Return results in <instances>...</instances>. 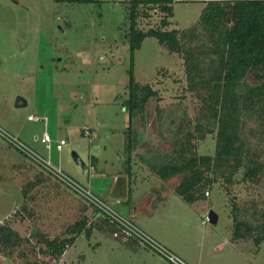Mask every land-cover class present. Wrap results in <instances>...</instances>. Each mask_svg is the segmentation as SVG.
Instances as JSON below:
<instances>
[{
  "label": "rangeland",
  "instance_id": "rangeland-1",
  "mask_svg": "<svg viewBox=\"0 0 264 264\" xmlns=\"http://www.w3.org/2000/svg\"><path fill=\"white\" fill-rule=\"evenodd\" d=\"M128 1L58 4L55 0H0V126L131 218L126 204H116L98 189L109 187L115 177H121L120 184L126 187L132 177V195L137 198L149 180L158 177L141 156L152 154L148 159L153 161L156 153L171 154L179 127L182 135L194 133L198 154L213 155L216 135L198 139L202 103L188 89L184 60L155 38L143 42L134 63L137 82L152 85L159 98L151 100L144 118H137L129 129L126 103L132 54L125 37ZM175 1V16L167 29L182 30L196 24L209 0ZM141 12L148 15L139 18L144 31L160 27L167 17L158 5L142 7ZM19 98L27 106L16 107ZM31 116L38 119L30 120ZM86 128L95 136L85 135ZM248 129L253 146L264 152V133L260 131L264 127L249 122ZM46 130L53 140L51 150L41 141ZM130 138L140 141L131 169L126 152ZM61 140L68 145L58 151ZM74 154L83 164L76 162ZM172 181L180 182L181 176ZM220 182L212 185L210 197L197 202L208 206L205 211L199 212L197 204L172 194L157 200L153 217L144 219L146 226L139 219L134 222L164 245L160 236L176 244L179 233L188 236L203 245L205 264H264V242L258 245L257 234L246 231V237L238 239L235 221V207L241 220L263 219L264 179L243 181L240 172L233 184ZM211 210L219 216L217 227L202 224ZM84 220L89 230L57 262L45 240L67 237ZM2 225L10 227L21 241L0 243V264H140L120 247L116 242L120 239L109 233L96 209L0 135Z\"/></svg>",
  "mask_w": 264,
  "mask_h": 264
},
{
  "label": "trees",
  "instance_id": "trees-1",
  "mask_svg": "<svg viewBox=\"0 0 264 264\" xmlns=\"http://www.w3.org/2000/svg\"><path fill=\"white\" fill-rule=\"evenodd\" d=\"M58 4H90L103 0H55ZM175 0H129L125 19L128 29L125 37L130 43L132 64L129 70L130 128L137 118H144L147 105L159 98L152 85L137 82L135 53L148 38H155L169 53H177L184 60L188 89L202 103L201 121L196 126L198 139L206 134L216 135L213 155L198 154L194 133L182 135L181 127L173 135L171 154L156 153L154 160L143 155L141 159L160 179L167 181L181 176L175 192L187 203L206 199V192L214 184H233L241 172L243 181L257 183L264 179V152L253 146L248 129L249 122L264 127V0H210L205 3L198 21L185 29H167L175 16ZM161 6L167 14L158 28L144 31L139 18L148 16L142 7ZM145 14V15H143ZM205 128V129H204ZM252 133V127H249ZM262 133L263 131L260 130ZM143 135V134H142ZM264 135V134H263ZM139 140L130 138L128 148L129 169ZM264 142H262L263 144ZM236 236L257 234L256 243L264 242V217L251 221L241 220L235 207ZM111 231L116 230L105 221ZM87 229V221L74 225L67 237L45 240L49 252L58 261L77 237ZM19 235L10 227H0V243L18 244ZM56 262V263H57Z\"/></svg>",
  "mask_w": 264,
  "mask_h": 264
},
{
  "label": "built area",
  "instance_id": "built-area-1",
  "mask_svg": "<svg viewBox=\"0 0 264 264\" xmlns=\"http://www.w3.org/2000/svg\"><path fill=\"white\" fill-rule=\"evenodd\" d=\"M38 118L31 116L30 120H37ZM47 124V119H42ZM0 135L5 138L17 151L28 157L31 161L42 167L47 172L58 178L63 184L81 196L90 206L97 210L99 217L107 221L115 230L117 236L121 237L125 242H133L141 248L153 250L160 257L170 264H190L187 260L176 254L170 248L159 242L153 236L148 234L140 226H138L133 218H128L119 213L114 207L97 196L89 188L84 187L68 174H66L60 167L53 165V163L31 150L27 145L21 142L17 137L10 134L3 127L0 126ZM85 135L94 137L95 132L89 128L85 129ZM42 143L46 145L48 150L52 149L53 140L47 130L44 132L41 139ZM68 143L66 140H61L57 143L56 148L62 151ZM206 197L211 196V192H206ZM211 223L209 215L203 216L202 224L207 225Z\"/></svg>",
  "mask_w": 264,
  "mask_h": 264
},
{
  "label": "crops",
  "instance_id": "crops-1",
  "mask_svg": "<svg viewBox=\"0 0 264 264\" xmlns=\"http://www.w3.org/2000/svg\"><path fill=\"white\" fill-rule=\"evenodd\" d=\"M36 139H38V137ZM174 178L175 177L171 179ZM142 179L145 180L146 177H142ZM170 180L164 181L159 177H154V179H150L149 186H145V188H143L144 192L140 194V196L137 198H134L132 195V177H129V183L128 185H126V187L120 184L121 177H115L109 187H102L98 190H100L103 195H106L108 198L112 199V201L116 204H126L129 208V216L133 219L141 220L140 222L146 226L147 223L144 219L148 218L149 220L151 217H153V215L155 214L154 209L156 207L157 200L162 198H168L170 195L176 194L175 188L180 182L178 181L175 184V182L173 181L172 183H170ZM193 204H197L196 206L199 212L207 210L208 207L205 204L197 202ZM143 215H146L147 217ZM109 233L115 239H120L119 241L116 240V242L120 245V247H122V249L125 250V252L129 256L136 259L140 264H169L168 262L161 259L148 249L141 248L133 242H125L122 238L118 237L117 234L111 230H109ZM179 234L181 236V239H179V244H176L177 242H173V240L169 239L168 237H161L158 234L157 236H160V238L163 240V242L168 248H170L172 251H175L176 254L178 253V255L182 256L190 263L205 264L203 255V245L195 244L188 236L181 233ZM197 250H200V252H197ZM194 253L197 256L194 255Z\"/></svg>",
  "mask_w": 264,
  "mask_h": 264
},
{
  "label": "water",
  "instance_id": "water-1",
  "mask_svg": "<svg viewBox=\"0 0 264 264\" xmlns=\"http://www.w3.org/2000/svg\"><path fill=\"white\" fill-rule=\"evenodd\" d=\"M23 106H27V102L24 99H22V98L17 99L16 107H23ZM74 157H75V160H76V162L78 164H83L82 159L77 154H74ZM209 216H210V219H211V224L214 227H217L218 226V223H219V216H218V214L215 211L211 210L209 212Z\"/></svg>",
  "mask_w": 264,
  "mask_h": 264
}]
</instances>
